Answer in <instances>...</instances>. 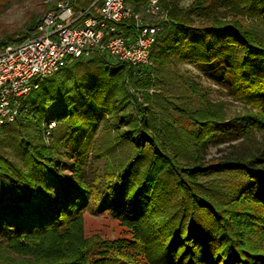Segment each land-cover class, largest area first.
Returning a JSON list of instances; mask_svg holds the SVG:
<instances>
[{
	"label": "trees",
	"instance_id": "16d2710c",
	"mask_svg": "<svg viewBox=\"0 0 264 264\" xmlns=\"http://www.w3.org/2000/svg\"><path fill=\"white\" fill-rule=\"evenodd\" d=\"M160 3L169 23L152 48L149 67L91 58L103 63L104 81L83 102L71 94L84 85L89 90L88 81L76 76L72 91L45 78L41 94L26 98L14 122H32L40 111L34 122L45 142L36 153L29 149L25 168L0 156V264H264V31L258 25L264 24V0H233L237 12L231 18L203 0L184 8L177 0ZM126 29L133 31L129 23ZM171 56L224 65L227 94L243 112L228 122L223 102L206 99L192 84L198 108L179 109L192 127L177 129L167 141L152 136L139 94L154 87L157 65ZM104 115L112 116L113 131L133 153L116 168L107 166L100 190L83 179L81 167L90 157L107 156L94 148ZM49 122L55 126L45 137ZM232 132L243 148L205 159L208 142ZM61 147L74 159L72 182L53 166ZM232 175L241 178L219 182ZM89 207L116 219L128 236H86L83 213Z\"/></svg>",
	"mask_w": 264,
	"mask_h": 264
},
{
	"label": "rangeland",
	"instance_id": "374dc122",
	"mask_svg": "<svg viewBox=\"0 0 264 264\" xmlns=\"http://www.w3.org/2000/svg\"><path fill=\"white\" fill-rule=\"evenodd\" d=\"M53 1L0 0V43L21 42L26 39L30 24L36 22L50 8ZM141 1L126 0V4L133 9ZM177 1L179 6L184 8L200 0ZM203 1L227 18H231L237 12L236 9L234 10L235 3H232L233 0H228L231 3H227L226 0ZM237 16L242 18L239 15ZM243 21L247 22L248 20L244 19ZM258 25L264 31V24L258 22ZM102 64L98 60L80 59L73 65L71 63V67H64L60 74L48 77V80H53L56 84L64 82L71 91V79L74 81V76L80 81L87 80L89 90L83 84L84 89L78 87L71 94L74 98L83 102L84 95L89 91L91 97L93 88L98 89L104 81V74H102L104 66ZM228 82L224 65L218 64V62L196 65L177 61L175 56H171L165 65H157L154 87L149 88L150 91L147 89V91H141L142 93L139 94L140 101L147 107L150 119L148 129L152 136L160 141H167L177 129L192 127L193 124L190 120L179 113V109L193 110L198 108L200 104L199 95L194 93V89L191 87L192 84L197 86L195 91L203 94L206 99L213 102H223L227 121L229 122L232 116L238 112H243V108L229 98L227 94ZM130 84V92L133 94L135 90L132 83ZM40 94L41 91L36 89L27 98L34 100ZM39 115L40 111H37L32 122H25L20 118L17 122L0 126V156L10 164L25 168V159L28 156L29 149L36 153V149H39L41 143L45 142L42 139L41 131L35 127L34 121H37ZM104 125H106V128L102 129ZM113 129L112 116L104 115L95 135L94 148L97 153L105 152L107 156L99 159L90 157L87 164L81 167L83 179L100 190H103L106 185L104 176L107 166L111 164L116 168L115 166L119 162L133 153L130 143L122 139L121 134L114 132ZM241 140L235 132H232L229 137L222 133L216 134L208 142L205 159L215 160L232 155L234 151L243 148ZM53 157L55 159L53 166L57 167L59 173L67 181L72 182L74 159L69 155L67 149L61 147L54 153ZM145 162V160L142 163L141 160L139 161L138 176L143 174ZM240 178L239 175L227 176L224 179L218 177L221 183L223 181L224 183H235ZM201 179L207 180L208 178ZM23 198H27V196L18 195V199ZM83 219L85 235L88 237L97 235L100 238L111 240L128 236V233L116 219L106 213H95L91 207L84 211ZM118 264L128 263L121 261Z\"/></svg>",
	"mask_w": 264,
	"mask_h": 264
},
{
	"label": "built area",
	"instance_id": "2783aa9c",
	"mask_svg": "<svg viewBox=\"0 0 264 264\" xmlns=\"http://www.w3.org/2000/svg\"><path fill=\"white\" fill-rule=\"evenodd\" d=\"M168 20L160 0L139 3L138 10L126 0H54L26 39L0 43V126L16 120L43 79L75 60L103 56L134 68L149 67ZM54 126L48 123L45 137Z\"/></svg>",
	"mask_w": 264,
	"mask_h": 264
}]
</instances>
